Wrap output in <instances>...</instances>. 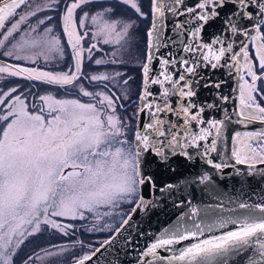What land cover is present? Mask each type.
<instances>
[{"label":"snow or ice","instance_id":"snow-or-ice-1","mask_svg":"<svg viewBox=\"0 0 264 264\" xmlns=\"http://www.w3.org/2000/svg\"><path fill=\"white\" fill-rule=\"evenodd\" d=\"M95 2L0 0V80L29 81L25 89L9 83L0 88V264H17L23 246L44 232L75 235L77 228L71 221L94 217L99 223L124 203L135 205V212L145 205L144 194L156 189L157 169L170 167V158L177 154L190 159L187 152L178 153V149L197 147L198 142L209 137L213 138L203 145L201 155L217 171L245 165L248 175H253L257 165H264V128L232 136L234 165L209 159L218 152L217 139L222 135L224 121L202 119L205 110L216 104L197 102L201 88L210 94L216 89V99L221 102L229 99L219 94L224 81L205 79L198 68H227L229 75L235 68L243 81L238 85L236 123L246 127L253 122L264 125V88L258 84L264 82V0H194L191 5L185 0H147V11L139 0H112L95 14L84 10ZM61 3L63 11L56 25L60 32L56 34L54 17L39 14L57 11ZM78 9L83 14L77 21ZM122 9L134 15L125 16ZM166 11L190 17L192 30L186 33L187 42L180 43L182 52L191 59L185 55L177 59L171 50L161 52L175 44L159 23ZM87 20L95 29L90 38L112 49L105 58H95L94 51H102L97 43H81L89 38ZM149 20L138 40L140 22ZM217 23L219 32L211 42H198L202 32ZM182 28L181 23L175 24L176 30ZM228 36L242 38L238 50L234 41L226 39ZM65 38L66 43H62ZM141 44H145L143 49ZM154 59L161 70L151 76ZM85 60L95 66L135 62L140 89L139 104L132 116L122 117L118 109L127 111L122 101L134 103L130 87L134 77L121 71L88 75ZM41 62L45 68L40 67ZM48 66L59 71L45 70ZM150 85H160L159 96L149 91ZM41 87L43 94L39 92ZM89 87L99 90L89 91ZM33 88L37 92L33 93ZM50 88L77 98H60ZM116 88L119 92L114 91ZM172 96L177 97L175 107L169 103ZM79 97L88 100L82 102ZM149 97L153 99L149 101ZM145 110L148 118L141 125ZM168 114L182 119V124L164 119ZM191 122L206 123L207 127L196 133L189 127ZM259 171L264 178V170ZM208 180L207 174L200 177L201 183ZM239 207L247 208V214L207 224L194 223L191 229H166L141 252L138 264H233V258L239 264H264V205L240 203ZM129 219H123L120 228ZM229 224L236 230L199 239L205 232ZM187 240L197 242L174 250L171 256L157 254L158 249L169 251V246ZM51 247L53 251H41L49 257L69 251L59 245ZM93 255L95 252L77 257L74 264H86ZM34 257L41 259L34 253L21 264H34Z\"/></svg>","mask_w":264,"mask_h":264},{"label":"water","instance_id":"water-1","mask_svg":"<svg viewBox=\"0 0 264 264\" xmlns=\"http://www.w3.org/2000/svg\"><path fill=\"white\" fill-rule=\"evenodd\" d=\"M194 0H185L187 5H191ZM190 17L174 16L169 12H165L159 23L166 36L172 37L175 44L169 48L162 49V53H167L169 50L176 53V58L185 55L191 59V56L182 52L181 40L187 42L186 33L192 30V24L189 23ZM179 22L183 25L181 30L175 29V24ZM220 25L214 24L208 26L201 34V39L198 42L210 43L214 38V34H218ZM179 33V34H177ZM235 42L238 50L239 40L242 38L228 36ZM214 47H220L216 45ZM161 53H157L159 56ZM161 70L159 61L153 60L151 76L158 75ZM175 72V69H170ZM198 73L205 79L211 78L215 81L223 80L220 95L227 96V102H221L216 99L217 90L212 89L211 94L208 90L200 89L197 102L214 103L216 107L206 109L202 114V119L223 120L224 126L222 135L217 139L218 152L212 153L209 159L214 163H227L234 165V160L231 158L232 136L236 132H252L259 131L264 128L259 122H253L247 127L243 123H236L237 116L234 113L238 110L239 90L238 85L241 83L236 69L229 70L227 68H219L213 70L211 68L200 67ZM175 78V76H174ZM161 79H163L161 77ZM165 87L170 85L165 84ZM149 91L159 96L161 91L160 85H150ZM153 98L149 97L151 101ZM177 97L169 98V103L176 106ZM162 103V101H159ZM139 104V100L137 101ZM230 117L225 119V117ZM147 110L141 114V125L147 120ZM164 119L172 122L181 123L182 119L177 120V117L172 114L163 116ZM189 127L193 132L199 133L200 128L207 127V124L196 125L191 122ZM182 136L183 133L181 132ZM214 136V133H213ZM213 137H209L206 141L198 142L197 147H186L178 149L179 152H187L190 159L184 155L177 154L170 158V167L162 166L156 171V189L153 192L145 193V205L137 208L135 212L130 210L125 219H129V223L120 228V231H115L112 237L105 241H110L105 244L103 241L93 251L95 255L86 264H138V260L142 251L146 250L151 243L156 241V238L166 229L169 232L180 229H191L194 223L207 224L216 221L218 218H237L247 214V208H240V203H245L249 206L257 204L264 205V178L261 177L259 170H264V165H257L258 170H253V175H248V169L245 165H235V167H225L222 171H217L207 164L201 155L203 145L210 143ZM239 170V175L237 171ZM207 174L209 180L205 183L200 182V177ZM167 185H172L171 188H166ZM165 188L161 192L160 189ZM195 209V215L193 214ZM236 230V226L229 224L226 228L213 229L210 232H205L199 239H209L213 236H219L227 231ZM197 242L196 240L183 241L180 244L169 246V251L158 249L157 254L171 256L174 250H179L183 247ZM92 252V253H93ZM148 259H151L149 257ZM69 264H74L70 262ZM233 264H239L236 258H233Z\"/></svg>","mask_w":264,"mask_h":264},{"label":"rangeland","instance_id":"rangeland-1","mask_svg":"<svg viewBox=\"0 0 264 264\" xmlns=\"http://www.w3.org/2000/svg\"><path fill=\"white\" fill-rule=\"evenodd\" d=\"M109 1L110 0H105L100 5L107 7L111 4ZM39 2L41 4H44L46 3V0H39ZM64 2H68V0H64ZM139 2L142 4L141 0H139ZM100 10H101V7H98V9L94 11V14ZM24 11H28V9L25 8ZM62 11H63V3H61L57 11L42 12L39 15L53 16L54 21H53L52 26L56 28V25L59 21V13ZM121 11L124 13L125 16L131 17L134 15V13L129 9H122ZM79 12L80 10L78 9L77 16H76L77 21L79 20V17L83 14V13L79 14ZM119 14L120 13L118 12L117 15L119 16ZM86 23L89 26H92L91 20H87ZM147 27H148L147 21L140 22V33L137 37L138 40L143 36V33L144 31H146ZM93 31H95L94 28L92 31H89V38H86V40L82 41L81 43L84 46L90 45L91 43H97L98 47L102 49V51L100 52L94 51L95 58L97 59L105 58L106 54L110 53L112 49L109 45L99 43L98 40H92L90 37ZM59 32L60 30L56 28V34H59ZM62 43H66V38L64 41H62ZM141 48H142V44H141ZM85 55H87V53H85ZM109 58L111 57L109 56ZM12 62L13 63H23V62H16V61H12ZM85 65L86 66L84 68V71L88 75L100 74V73L110 74V73H114L115 70L118 68L120 71L126 73V71H128L126 67H133V66L135 67V62H130L128 65L106 64V65H101V66H95L94 64H91L87 60H85ZM24 66L31 67V65H24ZM40 67L45 68V65L43 64V62L40 63ZM45 70H50L53 72L59 71V69H56L53 66H48ZM12 80H15L17 82L12 81ZM12 80L11 79L10 80H0V88H4V85L6 83L19 85L21 89L27 88V86H25L27 84L24 83V81L26 80H23V79H12ZM83 83L86 86L88 85L87 80H84ZM241 83H243V81H241ZM258 84L260 87L264 86V82H258ZM34 90L35 91L32 90L33 93L37 92L36 88H34ZM49 90L54 95L60 98H74V95L68 96L63 91H57L55 88H50ZM88 90L96 91L99 89L89 87ZM114 91L119 92V88L114 89ZM39 92L43 94L44 87H41L39 89ZM79 98L81 99L82 102H87L88 100V98H84V97H79ZM29 99L31 100L32 97H29ZM261 103L264 104V101H261ZM238 107H239V104H238ZM120 116L123 117L125 115H120ZM127 116H129L128 112H127ZM241 133L243 134L245 132H241ZM132 206L133 204H129V203L122 204L119 208L112 210V215L105 216L102 219H100L99 223H96V219L94 217H90L88 221H79V220L71 221V223H74L77 228L75 235H72V236H62L59 233H53L51 231H47V232H44L42 235H38L36 237L31 238V242H27L25 246H23V249L20 252V257L17 260V264H21V261L23 259H26L28 255H32L34 253H38L41 257V259H35L34 257V264H67L69 263V261H73L77 257H82L85 254H90L91 251L94 249L93 244L91 243L93 242L100 243L99 241L107 238L108 235L111 234L112 230H114L119 225H121L123 219L126 218V216L129 214V211L132 209ZM85 225L88 230H86ZM76 241H80L82 243L80 244L75 243ZM52 245H59L62 247H67L69 251L63 252L62 254L58 256H53V257H49L45 255L44 252L41 251L42 249L53 251L54 249H52L51 247Z\"/></svg>","mask_w":264,"mask_h":264},{"label":"flooded vegetation","instance_id":"flooded-vegetation-1","mask_svg":"<svg viewBox=\"0 0 264 264\" xmlns=\"http://www.w3.org/2000/svg\"><path fill=\"white\" fill-rule=\"evenodd\" d=\"M104 1L105 0H96L95 3H93V4L89 5V6H86L84 10L85 11H89L90 14H94V11L97 10L98 7H101L100 4L102 2H104ZM141 1H142V5L145 8V11H147V0H141ZM109 2L112 3V0H110ZM80 13H82V12L80 11L79 14ZM149 22H150V20H149ZM147 24L149 25L148 21H147ZM92 30H93L92 26H89V31H92ZM144 47H145V44H142V48H144ZM126 68L128 70V71H126V74L129 75V76L134 77V79L130 82L131 93H132V101H134V103L129 104L126 101H122L123 103H125L127 105V111L125 112L123 109H118V113H119V115H126L127 116V112H128V115L132 116L133 112L136 110V107L138 105L137 101H138V93H139V89H140V72H139L138 69L136 70V68L134 66L133 67H126ZM115 71H120V70L118 68ZM129 136L131 137V133H129ZM119 227H120V225L117 228H119ZM117 228H115L114 230L116 231ZM114 230H112L111 234H109L107 238L99 241L100 243H94V242L91 243V244H93V247H94V249L91 251V253L95 249H97L98 246L101 245V243L103 241H105L106 239L112 237V233L114 232ZM73 261H69V263L73 262ZM69 263H67V264H69Z\"/></svg>","mask_w":264,"mask_h":264},{"label":"trees","instance_id":"trees-1","mask_svg":"<svg viewBox=\"0 0 264 264\" xmlns=\"http://www.w3.org/2000/svg\"><path fill=\"white\" fill-rule=\"evenodd\" d=\"M0 60H3V58L2 57H0ZM5 62H7V61H5ZM12 80V79H11ZM12 81H15V80H12ZM15 82H17V81H15ZM24 83H26L27 85H25V86H28L29 85V81H24ZM264 86H262V88H263ZM33 91H35L34 90V88L32 89ZM74 98H77L75 95H74Z\"/></svg>","mask_w":264,"mask_h":264}]
</instances>
